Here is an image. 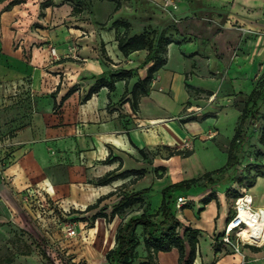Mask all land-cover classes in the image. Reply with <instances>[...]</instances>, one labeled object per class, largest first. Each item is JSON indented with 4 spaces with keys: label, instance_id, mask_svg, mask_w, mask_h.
Masks as SVG:
<instances>
[{
    "label": "crops",
    "instance_id": "crops-1",
    "mask_svg": "<svg viewBox=\"0 0 264 264\" xmlns=\"http://www.w3.org/2000/svg\"><path fill=\"white\" fill-rule=\"evenodd\" d=\"M218 3L221 26L218 33L220 37H229L225 49L231 45L239 49L251 48L253 53L247 77L253 73H264V36L260 41L252 40L249 46L248 42L240 40L235 27H244L248 21L257 25H249L250 28L261 31L259 27H264V24H260L259 19L264 16V0H218ZM46 8L45 17L41 20L47 28L41 31V40L46 43L40 44L27 40L33 34L30 28L37 19L40 3L35 5L32 0H24L9 10L0 8V178L5 179L0 204L8 205L9 197L18 199L27 191L84 210L127 181L119 179L104 186L92 183L118 168L119 160L122 161L120 171L146 168V160L140 150L151 152L158 149L159 154L152 158L153 166L163 165L169 172L168 163L178 156L163 159L166 157L162 151L164 147L192 150L193 154L186 159L194 157L195 142L199 141L194 139L197 136L202 139L210 127L204 130L193 126L194 130H190L188 127L193 123L182 120L185 110L192 108H186L193 90H188L186 84L193 88L202 86L196 85L201 81L198 75L193 74L189 78L195 62L189 63L181 53V47L175 43L168 46L167 64L155 74L149 94L140 99L138 111L132 110L129 101L122 100L132 79L128 85L125 81L117 82L113 91L102 87L91 99L83 101L101 76L109 80L111 74L129 69L139 75V66L147 53L138 51L125 57L119 51L115 29L109 24L112 13L99 19L93 7L92 14L86 10L74 14L67 3ZM209 9L205 14L217 16L214 3H209ZM211 18L214 21L213 16ZM212 27L206 30L211 38L217 32ZM52 49L55 50L54 55ZM234 65L235 61L229 70ZM145 76L146 72L140 78ZM73 87L75 92L61 102ZM237 90L238 87L232 86L233 92L238 93ZM109 157L117 160L106 163ZM214 170L217 169L201 166L198 171H193L195 174L190 178ZM146 176L134 185L135 189L144 188L142 182ZM163 181L164 177L156 179L154 188ZM235 185H227V189H234ZM199 191L204 189H190L194 194ZM207 192L202 198L192 196L193 209H212L210 205L203 207L198 203L199 199L215 193ZM247 194L252 196L254 209L264 210V176L256 177ZM218 195L219 213L207 230L193 227L187 216L177 215L183 224L199 230L194 264H264L261 228L251 226L243 233L246 239L262 243L243 241L242 254L225 248L220 239V250H217L215 244L219 232L224 230L229 218L225 208L226 197L223 193ZM198 214L199 217L203 215ZM113 222L116 230L118 218ZM97 224L102 228L105 220L98 219ZM202 236L206 238L204 245ZM178 259L179 254L173 249L159 253L157 264H179Z\"/></svg>",
    "mask_w": 264,
    "mask_h": 264
},
{
    "label": "rangeland",
    "instance_id": "rangeland-1",
    "mask_svg": "<svg viewBox=\"0 0 264 264\" xmlns=\"http://www.w3.org/2000/svg\"><path fill=\"white\" fill-rule=\"evenodd\" d=\"M9 1L0 4V8L5 9ZM32 1L35 5L40 3L37 19L30 28L33 34L27 37V40L33 44L46 43L41 40V31L47 29L41 21L47 12V8L41 7L43 4H47L49 8L67 3L72 8L77 6L89 14H92L93 7L95 15L99 19L112 13L109 24L117 19H127L130 23V35L143 31L152 34L170 28L168 36L172 43L181 47L180 51L189 60V63L195 62L189 78L193 74L198 75L201 81L198 84L196 82V85L202 86L196 87L190 92L191 99L186 103V108H192L185 110L186 113L182 120H196L190 121L193 123L192 127H188L190 130H194V127L204 130L210 127V131L202 139L198 136L194 139L199 140L195 142L194 157L186 159L178 156L172 163H168L169 172L166 170L162 173L164 181L155 187L156 189L154 181L157 178L153 172V166L151 163L145 162L148 174L142 184L144 188H153L152 192L146 196L147 205L149 209L155 210L161 202L160 190L163 186L190 179L195 174L193 171H198L201 166L204 169H219L225 166L229 155V143L235 129L241 124V115L244 114L242 128L248 140L243 149L244 157L241 160V169L236 174L235 188L227 189V185L219 186L218 190L211 195L214 199L207 204V206H212V209L195 210L191 206L192 196L202 198L208 193L207 190L199 191L197 194L190 190L176 194V197L186 198L185 205L182 209L177 210L176 214L180 217L187 216L193 223V227L200 226L207 230V227L214 222V217L219 213L216 199L219 197V193H223L226 197L225 208L227 217H229L234 210L235 195L251 191V183H248L245 177L246 170L251 164H261L264 154V104L255 98L246 106L249 91L259 92L264 87V73H253L247 77V72L250 70L248 63H250L253 53L251 48L239 49L231 45L230 48L225 49V43L229 42V37H227L228 39L225 38L226 36L220 37L218 33L221 29L218 0ZM168 1L170 4L167 5ZM209 3H214L216 6L217 16L212 15L214 21H212V16L205 14L210 11ZM117 4H120V8L115 11ZM262 12L264 13V11ZM259 21L263 25L264 16H261ZM213 22L217 23L213 24ZM249 25L257 26L247 21L244 23V27H235L236 31L240 33V40L248 42L250 46L252 40L260 41L264 36V31H262L264 27L260 26L261 31H258L257 29L253 30ZM209 26H213L214 28H212L217 30L213 38L206 33ZM119 29L121 33L124 32L123 28ZM26 36H28V32H26ZM54 52L55 50L52 49L53 55ZM166 56L168 58V53ZM174 56L175 52L172 56L173 63L176 62ZM234 61L236 65L229 70V66ZM147 68L148 65L142 66L139 75L137 72L132 75L130 88L140 76H143ZM235 78L237 79L232 82ZM232 86L238 87L237 92H239H233ZM256 110L261 118L257 124H253L251 115ZM204 117L206 118L203 119ZM175 149L176 147L170 148V150L163 148L162 151L167 156L171 150ZM158 151L151 155H158ZM229 172L230 170L226 174ZM175 175H180L182 179ZM203 200H198L201 206H203ZM9 202L8 205L0 204V264H108L105 254L115 246L116 230L113 225V223L116 224L115 222H105L101 228L97 221L93 223L90 219H86L90 217L91 213L83 215L82 210L72 207L69 203L62 204L59 200H52L37 192L26 191L23 193V197H18V199L9 197ZM198 212L203 215L199 217ZM122 219L125 218L120 217L118 222L120 223ZM219 233L221 238L223 230ZM201 238L204 245L206 238L204 236ZM235 238L233 235V239ZM244 240L252 244H261L252 242L245 237ZM220 245L217 239V244H215L217 250H220Z\"/></svg>",
    "mask_w": 264,
    "mask_h": 264
},
{
    "label": "trees",
    "instance_id": "trees-1",
    "mask_svg": "<svg viewBox=\"0 0 264 264\" xmlns=\"http://www.w3.org/2000/svg\"><path fill=\"white\" fill-rule=\"evenodd\" d=\"M6 1L0 0V4ZM23 2L24 0H10L5 10H9ZM41 7L46 8L47 4H43ZM119 8L120 4H117L115 11ZM73 12L74 14H78L82 10L77 6H73ZM111 27L115 29V40L118 49L125 57L138 51H146L147 53L144 62L139 66L148 65L146 76L137 79L122 97L123 101L130 102L132 110L136 112L139 108L140 99L149 94L155 74L167 64L166 54L168 46L172 44L168 36L170 28H165L152 34H150L151 32L143 31L130 35V23L122 19L114 20ZM119 28H123L124 32L121 33ZM133 74V70L129 69L111 74L109 80H105L106 76L99 77L83 98V101L91 99L102 87H107L110 91H113L115 84L119 81H125L126 85H128L129 80L133 78ZM186 87L188 90L194 89L189 84H186ZM74 92L75 88L73 87L65 94L61 102L68 99ZM127 95H129V98L126 99ZM255 98L259 99L261 104H264V87L259 92L253 90L249 94L246 106L253 102ZM260 118L258 110L251 115L253 124H257ZM243 120L244 114L241 115V124L235 129L233 138L229 143V155L225 166L163 187L160 190L161 202L155 210L148 208L146 199V196L152 192L153 188H134V185L148 173L147 168L120 171L122 161L118 159L120 161L118 168L92 182L97 186H104L119 179L127 180L115 191L101 196L95 203L88 205L81 211L83 215L91 213L90 217L86 219H90L93 223L98 219H104L106 223H110L116 218H125L121 220L116 229L115 246L105 254L108 264H157L159 253L170 252L173 249H176L179 254V264H194L198 252L199 230L183 224L178 219L176 201L180 196L176 197V194L186 192L193 187H202L204 190L216 192L221 185L225 186L237 182L236 174L241 169V160L244 157L243 149L248 140L246 134L243 132ZM186 121H194V119L184 120V122ZM164 148L170 150V147ZM157 151L158 149L151 152L140 150V154L144 160L153 166L152 158L157 155L152 156L151 153ZM192 154V150L175 149L171 150L163 159L167 160L173 156L188 158ZM116 160L117 158L109 157L106 163H113ZM166 170V167L163 165L153 166V172L159 180L163 179L164 175L162 173L166 172ZM228 170L230 172L226 174ZM245 173L247 182L251 183L252 186L257 176H263L264 168L260 163L251 164ZM239 196L236 194L235 198ZM213 199L211 195L205 198L203 200V207ZM217 239H220V236Z\"/></svg>",
    "mask_w": 264,
    "mask_h": 264
},
{
    "label": "built area",
    "instance_id": "built-area-1",
    "mask_svg": "<svg viewBox=\"0 0 264 264\" xmlns=\"http://www.w3.org/2000/svg\"><path fill=\"white\" fill-rule=\"evenodd\" d=\"M169 1L167 2V5L170 4ZM261 166H263L264 168V154L261 158ZM4 185L5 179L2 177L0 178V192ZM185 203V197H178L176 201V209H182ZM252 205V196L247 193H243L238 198H236L233 213L230 219L225 223L224 230L220 238L221 243L225 247L230 248L233 252L237 254H242L241 243L245 241L243 233L246 232L250 227L248 224V220H253L255 216L257 217V220L261 225V241L263 242L264 239V210L254 209ZM233 235H235V239H233Z\"/></svg>",
    "mask_w": 264,
    "mask_h": 264
},
{
    "label": "bare ground",
    "instance_id": "bare-ground-1",
    "mask_svg": "<svg viewBox=\"0 0 264 264\" xmlns=\"http://www.w3.org/2000/svg\"><path fill=\"white\" fill-rule=\"evenodd\" d=\"M242 213H244V212H242ZM242 215H244V214H242ZM248 224L250 227L252 226V227L261 228V225H260L259 221L257 220L256 216L254 217L253 220H248Z\"/></svg>",
    "mask_w": 264,
    "mask_h": 264
}]
</instances>
